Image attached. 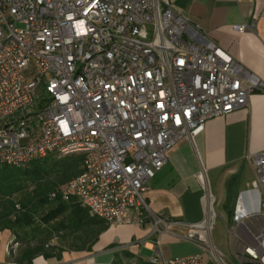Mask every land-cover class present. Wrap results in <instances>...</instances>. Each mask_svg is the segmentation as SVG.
<instances>
[{
	"label": "built area",
	"instance_id": "2783aa9c",
	"mask_svg": "<svg viewBox=\"0 0 264 264\" xmlns=\"http://www.w3.org/2000/svg\"><path fill=\"white\" fill-rule=\"evenodd\" d=\"M255 92L264 79L171 0H0V165L82 155V172L48 198L110 225L147 209L149 181L179 141ZM249 162L257 187L236 194L231 257L212 240L215 198L201 174L204 215L185 237L198 251L155 249L148 264H264V151Z\"/></svg>",
	"mask_w": 264,
	"mask_h": 264
},
{
	"label": "crops",
	"instance_id": "0c3cea01",
	"mask_svg": "<svg viewBox=\"0 0 264 264\" xmlns=\"http://www.w3.org/2000/svg\"><path fill=\"white\" fill-rule=\"evenodd\" d=\"M171 1L192 25L264 79V0ZM253 21L254 29H236ZM261 151L264 92H255L245 107L208 120L191 140H181L170 150L164 166L149 181L147 209L139 216L132 212L138 217L135 222L110 225L91 246L37 255L31 264H148L155 249L165 258L194 254L198 246L185 237L205 211L200 175L204 173L212 195L210 177L223 184L226 202L231 198L233 206L238 192L257 187L249 157ZM156 217L162 220L159 224ZM14 239L11 231H0V264H21L9 251Z\"/></svg>",
	"mask_w": 264,
	"mask_h": 264
},
{
	"label": "trees",
	"instance_id": "16d2710c",
	"mask_svg": "<svg viewBox=\"0 0 264 264\" xmlns=\"http://www.w3.org/2000/svg\"><path fill=\"white\" fill-rule=\"evenodd\" d=\"M82 155H70L56 159L46 157L23 169L0 165V231L9 230L19 237L27 228L34 225L48 226L58 222L62 229L79 233L89 242V246L109 225L104 220L89 215L86 208L78 202L51 201V191L67 183L82 172ZM21 231V232H20ZM47 235L34 246L22 251L17 261L31 264L37 255L49 257L45 242Z\"/></svg>",
	"mask_w": 264,
	"mask_h": 264
},
{
	"label": "rangeland",
	"instance_id": "374dc122",
	"mask_svg": "<svg viewBox=\"0 0 264 264\" xmlns=\"http://www.w3.org/2000/svg\"><path fill=\"white\" fill-rule=\"evenodd\" d=\"M210 189L215 198L213 207L214 221L211 231V237L216 247L228 257H231L229 250V234L227 228L231 225V198L226 202L227 196L223 189V184L217 182L216 179L210 177ZM58 222H52L48 226L34 225L36 229L27 228L26 232H21L19 237H15L12 242V248L9 251L18 258L22 251L28 246H34L37 242L47 235L49 230L50 235L45 242V250L51 254H58L63 249L81 248L89 245V242L79 233H70L68 229H62L58 226ZM110 226V224H108ZM148 252L141 249V255L147 256ZM151 254V253H150ZM208 256H205L207 261ZM124 264H133L128 261Z\"/></svg>",
	"mask_w": 264,
	"mask_h": 264
},
{
	"label": "bare ground",
	"instance_id": "6f19581e",
	"mask_svg": "<svg viewBox=\"0 0 264 264\" xmlns=\"http://www.w3.org/2000/svg\"><path fill=\"white\" fill-rule=\"evenodd\" d=\"M202 175H203L204 182L206 183V186H207V180H206V178H205V175H204V173H202ZM208 196H209V198H210V193H209V190H208Z\"/></svg>",
	"mask_w": 264,
	"mask_h": 264
}]
</instances>
